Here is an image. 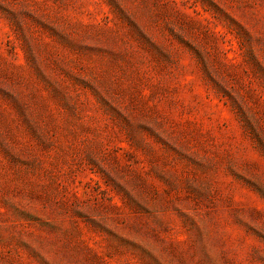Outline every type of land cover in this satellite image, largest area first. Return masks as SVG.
Instances as JSON below:
<instances>
[{
    "label": "rangeland",
    "instance_id": "rangeland-1",
    "mask_svg": "<svg viewBox=\"0 0 264 264\" xmlns=\"http://www.w3.org/2000/svg\"><path fill=\"white\" fill-rule=\"evenodd\" d=\"M0 264H264V0H0Z\"/></svg>",
    "mask_w": 264,
    "mask_h": 264
}]
</instances>
